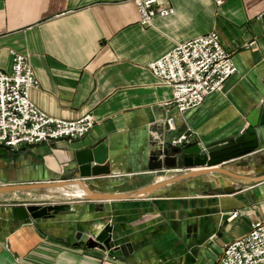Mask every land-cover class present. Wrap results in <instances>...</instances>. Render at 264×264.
Wrapping results in <instances>:
<instances>
[{"label":"crops","instance_id":"0c3cea01","mask_svg":"<svg viewBox=\"0 0 264 264\" xmlns=\"http://www.w3.org/2000/svg\"><path fill=\"white\" fill-rule=\"evenodd\" d=\"M164 2L174 12L144 26L132 1L0 0V68L12 69L13 52L27 55L39 81L30 93L37 106L63 119L87 113L96 119L78 140L0 144L7 149L0 152V185L81 178L77 153L105 143L110 172L81 178L85 186L95 193H134L184 171L156 168V159L165 162L167 155L160 156L155 133L170 140L190 129L188 147L248 127L247 117L264 103V0ZM211 30L220 34L237 71L223 91L180 114L165 105L172 86L148 64ZM250 41L256 45L246 47ZM171 116L176 130L160 123ZM255 130L259 147L219 165L248 177L263 175L264 124ZM173 148L167 149L170 157L176 156ZM39 190L62 196L54 202L71 201L52 217L19 220L15 203L41 202L0 194V264H223L224 247L254 221L264 222V181L218 172L168 183L147 197L90 200L77 184ZM234 211L238 215L230 218ZM110 221L111 249L82 242Z\"/></svg>","mask_w":264,"mask_h":264},{"label":"built area","instance_id":"2783aa9c","mask_svg":"<svg viewBox=\"0 0 264 264\" xmlns=\"http://www.w3.org/2000/svg\"><path fill=\"white\" fill-rule=\"evenodd\" d=\"M136 4L140 22L152 24L157 16L174 12L164 0H121ZM256 45V41L245 44ZM151 72L160 81L173 88V96L165 102L180 114L202 104L206 96L225 89L227 79L237 71L229 51L221 42L220 34L211 30L186 42L176 44L170 51L148 64ZM39 81L28 56L13 52L10 71L0 68V144L9 147L34 145L57 139L78 140L85 137L95 126L96 119L87 113L75 120L63 119L48 114L31 99V90ZM164 128L176 130L175 117L160 121ZM160 145V156H166L170 146L184 147L193 143L190 129L175 135L170 140L155 133ZM205 148V145H202ZM238 215L231 212L230 218ZM112 258H115L114 256ZM223 264H264V222L256 220L251 230L228 243L223 250Z\"/></svg>","mask_w":264,"mask_h":264},{"label":"water","instance_id":"95a60500","mask_svg":"<svg viewBox=\"0 0 264 264\" xmlns=\"http://www.w3.org/2000/svg\"><path fill=\"white\" fill-rule=\"evenodd\" d=\"M247 121L248 127H246L241 133L209 143L205 145V148L199 143L188 147H174L171 151L176 155L175 157H170L169 151L167 150V159L165 162L156 159V168L162 171L171 168H181L182 170L184 169V171L178 175H175L174 177L165 179L164 181L148 185L140 189L138 192L95 193L90 191L85 186L81 178L99 176L103 172L107 174L110 172L108 166H106V161L108 159V149L105 143H100L94 148L82 150L77 153L76 160L81 178L0 185V194L17 191L59 188L77 184L80 185L85 191L83 198L90 200H113L122 198L147 197L153 191L168 183L209 172H218L231 177L248 179L249 181L255 182L264 181V174L258 177H248L234 173L219 165L221 163L251 153L260 146L255 128L259 124H264V103L250 113V115L247 117ZM2 151L6 152L7 149L0 147V152ZM70 201L71 199H63L59 202L49 203L46 205L34 202L15 203L13 206V215L19 220L52 217L60 210L65 209ZM114 224L115 221L108 222L97 234L89 237L87 241L82 242L89 247L99 246L103 249H111Z\"/></svg>","mask_w":264,"mask_h":264},{"label":"rangeland","instance_id":"374dc122","mask_svg":"<svg viewBox=\"0 0 264 264\" xmlns=\"http://www.w3.org/2000/svg\"><path fill=\"white\" fill-rule=\"evenodd\" d=\"M16 195H19V197H28V198H31V199H35L36 201H39V202H54V200H59L62 198V196H59V195H54V194H51L50 191H47V190H38V191H23V192H15ZM15 194H11V197ZM15 195V196H16ZM6 197H10V196H6Z\"/></svg>","mask_w":264,"mask_h":264},{"label":"bare ground","instance_id":"6f19581e","mask_svg":"<svg viewBox=\"0 0 264 264\" xmlns=\"http://www.w3.org/2000/svg\"><path fill=\"white\" fill-rule=\"evenodd\" d=\"M83 194L85 195V191H84V190H83ZM84 195H83V196H84Z\"/></svg>","mask_w":264,"mask_h":264}]
</instances>
